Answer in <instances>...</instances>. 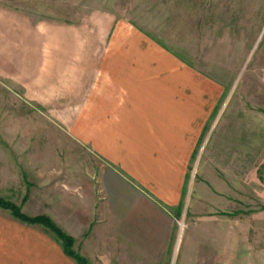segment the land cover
I'll return each mask as SVG.
<instances>
[{
  "label": "crops",
  "instance_id": "obj_1",
  "mask_svg": "<svg viewBox=\"0 0 264 264\" xmlns=\"http://www.w3.org/2000/svg\"><path fill=\"white\" fill-rule=\"evenodd\" d=\"M91 16L67 26L0 8V71L14 69L10 76L33 88L61 87L51 104L72 113L62 123L84 148V186L100 193L86 214L73 201L63 222L44 214L75 243L88 235L94 253L83 255L93 264H264V231L245 215H185L189 166L215 92L132 24L107 16L96 26ZM0 264L76 263L43 227L10 215L0 217Z\"/></svg>",
  "mask_w": 264,
  "mask_h": 264
},
{
  "label": "rangeland",
  "instance_id": "obj_2",
  "mask_svg": "<svg viewBox=\"0 0 264 264\" xmlns=\"http://www.w3.org/2000/svg\"><path fill=\"white\" fill-rule=\"evenodd\" d=\"M0 8L31 22L67 26L95 17L90 15H97L90 24L104 26L109 16L132 24L194 68L215 92V103L190 162L185 215L241 213L264 231V0H0ZM13 70L0 71V197L28 216L52 220L47 212L60 222L67 202L83 207L77 212H91L100 193L84 186V148L62 123L65 111L72 113L51 104L61 98V87L33 88L10 76ZM198 185L211 193L198 195ZM192 192L198 195L195 212ZM5 216L9 211L0 210ZM87 237L74 242L73 250L93 264L83 255L94 253Z\"/></svg>",
  "mask_w": 264,
  "mask_h": 264
},
{
  "label": "trees",
  "instance_id": "obj_3",
  "mask_svg": "<svg viewBox=\"0 0 264 264\" xmlns=\"http://www.w3.org/2000/svg\"><path fill=\"white\" fill-rule=\"evenodd\" d=\"M27 199L24 198V201ZM0 209L9 211L10 215L27 225H40L47 233L51 234L65 256L71 258L76 264H90L84 257L73 250L74 239L64 233L56 224L47 216H28L21 212L20 207L0 197Z\"/></svg>",
  "mask_w": 264,
  "mask_h": 264
},
{
  "label": "built area",
  "instance_id": "obj_4",
  "mask_svg": "<svg viewBox=\"0 0 264 264\" xmlns=\"http://www.w3.org/2000/svg\"><path fill=\"white\" fill-rule=\"evenodd\" d=\"M178 227H182L183 223L181 221L177 222Z\"/></svg>",
  "mask_w": 264,
  "mask_h": 264
}]
</instances>
